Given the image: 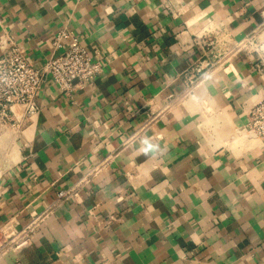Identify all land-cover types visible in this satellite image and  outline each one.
Here are the masks:
<instances>
[{"label":"crops","instance_id":"obj_1","mask_svg":"<svg viewBox=\"0 0 264 264\" xmlns=\"http://www.w3.org/2000/svg\"><path fill=\"white\" fill-rule=\"evenodd\" d=\"M63 30L103 70L67 91L47 78L39 114L0 128V228L34 222L0 264H264V148L237 135L264 97V0H0V38L38 68ZM254 33L258 53L232 51L146 124L221 55L195 40Z\"/></svg>","mask_w":264,"mask_h":264},{"label":"built area","instance_id":"obj_2","mask_svg":"<svg viewBox=\"0 0 264 264\" xmlns=\"http://www.w3.org/2000/svg\"><path fill=\"white\" fill-rule=\"evenodd\" d=\"M217 36L209 34L202 41L195 40V44L202 48L203 56L210 54L207 47L220 44L221 55L206 65H203L205 60L192 65L184 74V88L181 92L169 96L170 101L155 111L150 109L146 124L163 115L173 101L193 95L211 69L224 63L232 51L249 48L259 52L255 33L247 36L234 48H227V34L223 35V38ZM66 38L71 39V42L61 49ZM53 47L59 50V53L49 58L43 67L38 68L31 64L23 48L11 36L5 34L0 38V128H11L17 133L22 121L32 120L39 114L38 96L47 78H51L62 90L67 91L76 84L95 80L103 70V64L95 60L80 39L70 32L59 31L53 40ZM17 108L22 109L20 116L17 115ZM247 116V124L240 132H244L248 138L257 141L264 148V97L250 108ZM73 195V188L59 190L56 205L70 201ZM33 224L34 222L28 224L20 231L12 226L0 228V259L10 250L27 242L28 232Z\"/></svg>","mask_w":264,"mask_h":264},{"label":"rangeland","instance_id":"obj_3","mask_svg":"<svg viewBox=\"0 0 264 264\" xmlns=\"http://www.w3.org/2000/svg\"><path fill=\"white\" fill-rule=\"evenodd\" d=\"M237 135H238V138H243V137L245 138V137H247V134H245L244 132H240V131L237 133Z\"/></svg>","mask_w":264,"mask_h":264},{"label":"bare ground","instance_id":"obj_4","mask_svg":"<svg viewBox=\"0 0 264 264\" xmlns=\"http://www.w3.org/2000/svg\"><path fill=\"white\" fill-rule=\"evenodd\" d=\"M245 136V135H244Z\"/></svg>","mask_w":264,"mask_h":264},{"label":"clouds","instance_id":"obj_5","mask_svg":"<svg viewBox=\"0 0 264 264\" xmlns=\"http://www.w3.org/2000/svg\"><path fill=\"white\" fill-rule=\"evenodd\" d=\"M147 150V149H146Z\"/></svg>","mask_w":264,"mask_h":264}]
</instances>
